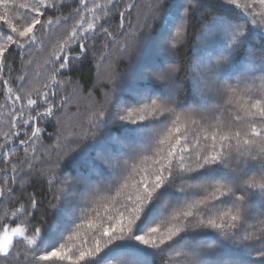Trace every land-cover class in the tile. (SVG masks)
Masks as SVG:
<instances>
[{
  "label": "snow or ice",
  "instance_id": "6c2138e0",
  "mask_svg": "<svg viewBox=\"0 0 264 264\" xmlns=\"http://www.w3.org/2000/svg\"><path fill=\"white\" fill-rule=\"evenodd\" d=\"M73 3L65 15L64 0H0V258L151 264L160 255L162 264H264V211L253 215L257 197L264 209V47H253L258 30L264 32V0H184L175 11L166 0H148L127 26L134 2ZM117 8L113 26L109 18ZM205 8L225 11L201 22L190 59L143 72L137 66L131 78L149 83L124 97L115 95L121 78L110 67L112 96L105 92L82 120L65 116L71 95L57 101V90L70 83L62 70L87 56L90 39L105 37V49L113 42L116 57L131 60L158 23L161 47L175 54ZM74 18L53 39L54 30ZM45 41L49 54L30 79V50L44 49ZM16 54L24 71L13 80L9 57ZM53 118L55 141L37 156L39 125ZM17 143L23 158L14 156ZM69 159L84 161L82 170L64 176L61 161ZM34 175L45 179L48 191L33 190L8 207L17 177ZM49 212L63 228L58 245L41 248Z\"/></svg>",
  "mask_w": 264,
  "mask_h": 264
},
{
  "label": "trees",
  "instance_id": "16d2710c",
  "mask_svg": "<svg viewBox=\"0 0 264 264\" xmlns=\"http://www.w3.org/2000/svg\"><path fill=\"white\" fill-rule=\"evenodd\" d=\"M135 1H140V0H122L121 7H123L124 3L128 2H134ZM142 1V0H141ZM184 0H182L181 3H183ZM205 3H208V0H204ZM65 7L63 9V14H67L72 11L73 8L76 7V4L73 3V0H66L64 1ZM144 3L147 4V1L144 0ZM166 3L169 6V11H175L177 6L181 4L179 0H166ZM119 8H117L113 15L109 18V23L113 24L115 26L116 24L119 23ZM134 11V10H133ZM225 11L224 9L220 8H205L203 11L198 13L193 21H192V28L190 29V37L189 39L184 43L182 47H180L178 53H170L166 51L163 47H161V42L160 39L157 38L159 34V27L158 23L157 25H154L153 31L150 35H145L142 37V40L140 42V45L138 46V50L133 54L131 60H129L127 57L121 59H118L115 61L114 67L117 70L118 76L121 78L119 79V82L117 84L116 90H115V95L116 96H128V91L132 87H137L140 86L141 84H147V82H142L139 81L138 79L131 78L133 71H136L137 66H145L142 67L141 72L145 70H150L153 67H159L162 66L163 64L175 60L176 62L180 63L183 62L186 59H190L193 54L196 51V45H197V40L193 39L192 36L195 35L197 30L201 27V22L205 19V17H211L213 15H217L219 13H222ZM53 18H55L57 15H60V13H49ZM75 19L68 21L67 25H62L61 30H63L64 34L67 29L71 26L72 23H74ZM131 20L133 23L136 21V16L133 15V13L130 14V16H126V26H127V21ZM240 22H243V18H239ZM107 26V25H105ZM114 30V28H113ZM5 31H7L5 27ZM61 34V35H62ZM60 35V36H61ZM264 35L262 32L258 30V35L255 38V41L257 42V45L253 43V47L256 49H260L264 47ZM105 37L101 36L96 39H90L89 40V52L87 53V56L79 61L73 62V65L67 69L62 70L63 76L61 78H68L67 80L70 81L71 84L78 83L77 85L79 86V89L84 94H88L90 92L92 85L95 81V73L96 69L98 67L99 61L95 60V62L92 60L91 54L93 50H96V52L99 54L98 56L100 57L106 54V57L111 56L112 53L114 55V45L112 42H109V46L107 49L104 48V43H105ZM145 40L143 44L142 41ZM154 40H157L155 43ZM158 44V45H157ZM75 47V46H74ZM98 49V50H97ZM78 50V49H77ZM91 53V54H90ZM259 54V53H257ZM15 61L14 63V68L16 69V72L12 73L13 80H15V77L22 72V63H21V58L18 54L13 55L9 57V62ZM139 66V68H140ZM145 68V69H144ZM130 72L129 78L127 81H125V76L127 73ZM5 76L8 75V70L5 68L4 70ZM125 78V79H124ZM107 84L102 85L101 87L105 89L107 92H109L110 85L109 87L106 86ZM130 92V91H129ZM109 95L112 96V93L109 92ZM184 95L186 99L191 101L194 98V94L192 93V90L190 87H186L184 89ZM114 98V97H113ZM0 102H3V95L2 92H0ZM87 114V112H86ZM86 114L82 115V118L79 116L78 118L84 119ZM54 119V118H53ZM51 120H46L43 123H41L39 126L42 128L41 136H40V142L38 144V152L36 153L37 156H43L45 149L50 146L54 141H55V136H56V129L58 127L57 121H51ZM51 135V138H49V134ZM114 135H119V132L116 130H113ZM10 147H12L10 145ZM16 151L14 152V156L17 158H23L24 156V148L20 146L18 143L15 145ZM95 153H92V156H94ZM84 163V161H74L72 159L69 160H63L61 162V171L63 172L64 176H71L75 174L77 171L82 170L81 165ZM3 167L2 162H0V168ZM26 167V166H25ZM9 175H11V172H9ZM21 183H23V189H21ZM17 194L13 198V203L9 204L8 207L12 208L15 207L19 204L20 201L24 200L27 196L28 193L33 192V190H36L38 192H47V184L45 182V179L43 177H40L38 175H34L31 177L24 176L23 179L21 177H17ZM39 198V197H38ZM44 204H47V200L45 199ZM0 207H3V205H0ZM255 211L253 212L254 216H257L259 213L264 211V209L261 208V202L259 197L256 198L255 200ZM41 215L40 211L37 210L36 216L39 218ZM22 219V218H21ZM20 220H16V223H19ZM4 224H10V226H15V224H11L10 221H4ZM3 225L0 224V229H2ZM63 228V222L58 220L56 217V214L53 212L48 213L47 217V222L44 225V233H43V241L41 243V248H44L48 245H58L59 243V232ZM259 248L260 245H257ZM25 248L24 243L19 242L17 240L16 243V249L20 250L21 253H23V249ZM50 250V249H49ZM255 254L253 253V256ZM253 256L249 257H243V259H252ZM163 257L160 255H156L151 258V264H162ZM0 264H16L15 261H13L12 257H9L7 261H5L3 258H0ZM20 264H23V260L21 259ZM42 264H66V262H59L55 258H53L51 261L48 262H42Z\"/></svg>",
  "mask_w": 264,
  "mask_h": 264
},
{
  "label": "rangeland",
  "instance_id": "374dc122",
  "mask_svg": "<svg viewBox=\"0 0 264 264\" xmlns=\"http://www.w3.org/2000/svg\"><path fill=\"white\" fill-rule=\"evenodd\" d=\"M64 1H66V0H64ZM146 1L148 3V0H146ZM179 2L181 3L182 0H179ZM135 4L137 7L132 9L131 13H133V15L137 16L138 9L142 8L145 5V3H144V0H142V1L140 0L139 2L135 1ZM62 33H63V30H61V27L58 29H55L54 32L52 33L53 39L59 37ZM262 34L264 35V32H262ZM157 38H159V36ZM141 40H142V38H141ZM144 42H146V41L143 40L141 44H143ZM154 42L156 43L157 40H154ZM253 43L257 45V42L255 40L253 41ZM113 45L115 46L114 43H113ZM49 51H50V48H49V42L48 41H45L44 49H42V50L31 49L30 50V52L33 54V59H34L33 66L28 69L30 79H31V76H32L36 66L43 62V60L48 56ZM91 52H92V54L91 53L90 54H91L92 60L94 62H95V60L99 61L100 57L98 56L99 54L96 52V50H93ZM104 56L105 57H104L103 62L102 63L99 62V64H98V67H97L96 73H95L96 79L92 85L90 92H88V94H84L81 91V89H79V86L77 85L78 83H75V84L66 83L57 90V101L59 100L60 95H66V94L71 95V99H70V102H69L66 110H63L65 112V116L69 120H71L73 122H75L77 120H81L82 115L86 114V112L88 111L90 106L98 107L99 103L104 102V100H105L104 94L107 91L105 89H103L101 86L104 84H107L106 86L109 87L110 84L107 81V73H108L110 67L112 70H114L116 73H118L117 70L115 69L116 67H114V64H115V61H117L119 59L116 57V48L115 47H114V55L112 53L111 56L106 57V54ZM142 67H145V66H140V69H142ZM22 70L24 71L23 68H22ZM133 73H135V71H133ZM133 73H132V75H133ZM129 74H131V73L128 72L127 75L125 76V78H126V79L124 78L125 81H127V79L130 77ZM62 79H64V78H62ZM139 81L147 82V81H143V80H139ZM119 82H121V81H119V79H118L116 83L118 84ZM110 88H111V85H110ZM110 88H108V89H110ZM129 93L130 92L128 91V94ZM79 116L81 118H78ZM64 118L65 117H61V119H64ZM50 120L53 122L57 121L55 118L50 119ZM51 121H49V122H51Z\"/></svg>",
  "mask_w": 264,
  "mask_h": 264
}]
</instances>
